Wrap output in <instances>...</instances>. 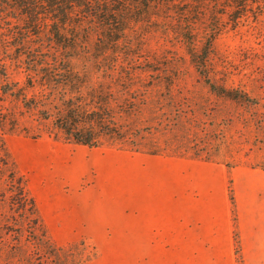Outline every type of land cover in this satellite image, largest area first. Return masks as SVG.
Returning <instances> with one entry per match:
<instances>
[{"label":"rangeland","instance_id":"1","mask_svg":"<svg viewBox=\"0 0 264 264\" xmlns=\"http://www.w3.org/2000/svg\"><path fill=\"white\" fill-rule=\"evenodd\" d=\"M141 47L138 68L169 64L180 74L173 99L159 107L163 126H170L159 139L164 154L75 144L28 113L18 116L16 132L3 137L67 264H180L190 256L210 264L212 251L178 248L191 229L183 223L189 217L210 220V209L214 224L229 214L236 231L238 182L264 169V21L220 36L210 54L211 81L246 92L249 103L210 90L181 44L152 33ZM12 78L21 83L24 74L13 72ZM6 107L20 112L9 102ZM8 210L0 196V219ZM142 219L155 224L143 227ZM144 229L151 244L142 238ZM230 253L232 264H242L236 242L214 257L223 255L224 264Z\"/></svg>","mask_w":264,"mask_h":264},{"label":"trees","instance_id":"2","mask_svg":"<svg viewBox=\"0 0 264 264\" xmlns=\"http://www.w3.org/2000/svg\"><path fill=\"white\" fill-rule=\"evenodd\" d=\"M263 21L264 0H0V196L9 209L0 264H67L4 144L19 115L75 144L164 154L159 139L170 126L159 107L173 99L180 74L169 64L137 67L146 36L181 44L210 90L249 103L246 92L211 81L210 54L220 36ZM13 72L24 74L21 83Z\"/></svg>","mask_w":264,"mask_h":264},{"label":"crops","instance_id":"3","mask_svg":"<svg viewBox=\"0 0 264 264\" xmlns=\"http://www.w3.org/2000/svg\"><path fill=\"white\" fill-rule=\"evenodd\" d=\"M237 186L236 231H231L229 214L221 219L219 226L214 224L215 221L211 219L213 218V212L209 209L210 220L205 222L202 219H197L203 217H195L196 219L189 217L187 218L189 220L185 221V224L183 223V225L190 226L191 229L188 230L189 234L185 237L186 241L178 247L179 249L212 251L210 264H213L215 260L222 264L223 255L221 257L217 255L218 258H216L214 257V251H231L233 244L236 242L239 254L243 258L242 264H264V169H256L252 177L241 178ZM204 210L207 211L208 209ZM150 222L152 220L147 222L142 219V226L150 227L155 224ZM234 233L235 239L233 238ZM142 234V238L148 240V243L151 244L149 241L152 234L145 231V229ZM147 247L160 248L156 245ZM204 256L201 255L202 258ZM227 258L228 261H225L224 264H232L233 256L231 253ZM195 260L197 259H193L192 256L189 258L184 257V259L180 258V264H196Z\"/></svg>","mask_w":264,"mask_h":264}]
</instances>
